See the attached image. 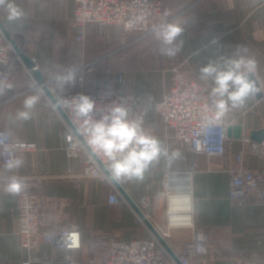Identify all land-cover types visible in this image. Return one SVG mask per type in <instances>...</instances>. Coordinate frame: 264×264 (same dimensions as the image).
<instances>
[{"label":"crops","instance_id":"obj_1","mask_svg":"<svg viewBox=\"0 0 264 264\" xmlns=\"http://www.w3.org/2000/svg\"><path fill=\"white\" fill-rule=\"evenodd\" d=\"M162 1L168 23L179 22L184 29L178 38L183 45L174 56L162 55L154 36L134 44L138 34L95 23L86 26L85 40H76L75 0H14L24 16L9 22L6 7H0V20L20 44H25L24 35H28L30 49L48 78L82 61L94 62L83 87L76 81L64 87L58 84L60 92L128 93L143 99L144 129L159 138L169 152L180 155L171 162L161 158L145 173L143 181L118 183L135 201L142 196L150 198L151 222L170 231V243L177 252L201 234L204 241L199 264H264V203L234 205L228 198L229 169L235 166L236 155L247 149L244 139L251 138L252 132L264 131V0ZM240 55L255 59L257 71L250 78L258 86L242 107L225 116L228 128L242 127V136L229 138L223 157L195 155L164 128L157 112L171 84L172 69L179 67L201 79L200 68L210 61ZM9 83L12 87L0 94V129L8 131L14 141L37 145V150L19 157L23 166L11 173L30 180L40 177L43 189L39 193L52 197L53 207L46 210L42 230L55 223L78 226L82 247L72 253L82 264L102 263L109 250L108 243L92 247L93 234L118 232L125 241L143 236L142 225L129 208L110 203V183L83 177L84 158L66 156L65 126L42 92L32 89L22 68L15 67ZM201 83L210 93L212 81L201 79ZM31 95L40 97L31 119L16 120V113L23 110L25 98ZM244 165L264 173V157L246 152ZM192 168L195 171L190 183L187 180L183 189L191 185L195 227L168 229L169 177L174 176V181L187 177ZM18 231L17 196L0 185V264H22L25 260H32L31 264H65V252L47 242L31 250L21 247Z\"/></svg>","mask_w":264,"mask_h":264},{"label":"built area","instance_id":"obj_2","mask_svg":"<svg viewBox=\"0 0 264 264\" xmlns=\"http://www.w3.org/2000/svg\"><path fill=\"white\" fill-rule=\"evenodd\" d=\"M76 11L74 21L78 27V40L85 36L88 23L95 22L105 26H115L125 31L137 33L141 38L154 35L153 28L161 23H168L163 15L161 0H75ZM9 32V31H8ZM10 33V32H9ZM13 40L20 51L16 50ZM21 53L25 54L30 66L26 64ZM94 62L83 63L75 68L79 84L84 81V73L93 69ZM0 80L11 79V74L16 66L22 68L33 80L35 88L39 89L47 102L61 118L66 129L65 152L68 157H84L87 177L103 178L112 186L109 201L113 205L124 204L138 218L144 230V235L135 237L130 241L122 239L118 232L99 233L91 236L92 247L108 243L109 250L102 263L90 261L85 264H196L203 236L197 234L195 239L188 241L183 246L182 252H177L170 245L165 234L155 227L148 214L151 200L142 196L137 201L126 197L122 190L109 179V175L102 168H108V161L102 152L97 151L89 143V125L84 117L78 116L75 111V102L80 95L89 97L94 102L91 114L93 120H99L107 110L114 105H122L128 110L127 118L132 121H142L144 127L146 112L140 96L133 94H62L57 90L55 79L44 80L39 83L35 74L41 72L40 62L37 57L25 50L10 33L8 37L0 26ZM44 88H47L49 97ZM56 101L61 114L54 104ZM210 103L209 91L201 83L200 78L192 72L174 68V81L170 89L159 102L157 111L160 120L172 136L182 142L185 149L195 155H205L208 158L223 157L229 142L227 135L228 124L223 120L210 127L202 126V116L205 106ZM248 147L235 157V166L229 169V199L234 205H256L264 203V174L249 170L244 165V155L248 154L264 157V144L253 141L250 137L245 139ZM37 150V145L31 142L14 141L10 133L0 129V184L5 188L9 177L14 174L4 169L5 162L10 158L20 156ZM187 177L174 181V176L169 177L168 192V228H191L194 225V210H183L172 205V197L181 194V182L187 179L190 182L192 168ZM25 187L17 194V210L19 221V243L26 249H35L40 242H47L55 249L65 252V264H82L73 256L74 251L81 249L82 237L78 226H66L60 223L52 224L47 231L42 230L46 221L45 210L53 207L50 197L42 198L39 189L41 182L37 179L31 181L25 176ZM176 183V185L174 184ZM191 186V185H190ZM192 195V188L189 187ZM152 225L165 240L166 247L151 229ZM199 245V249L198 246ZM32 260H25L22 264H31Z\"/></svg>","mask_w":264,"mask_h":264},{"label":"clouds","instance_id":"obj_3","mask_svg":"<svg viewBox=\"0 0 264 264\" xmlns=\"http://www.w3.org/2000/svg\"><path fill=\"white\" fill-rule=\"evenodd\" d=\"M0 7H6L8 13L6 19L9 22H15L24 16L23 10L14 3V0H0ZM183 31L179 22L154 26V37L160 42L159 50L162 55L174 56L180 50L183 41H179L178 38ZM256 71L255 59L244 55L210 61L200 68L201 79H210L213 85L209 93L210 103L205 106L202 116L203 127L220 123L230 110L244 105L257 91L250 78ZM56 80L61 87L74 85L75 69H66L57 75ZM11 87L6 80H0V94ZM39 99V95L26 97L23 110L16 113L15 119L19 121L31 119L32 110ZM93 109L94 102L85 95H80L75 102L76 114L84 117L89 125V143L94 149L102 152L109 162L110 180L140 182L144 180L149 168L161 158L171 162L179 157L178 151L169 152L159 138L145 130L142 121L129 120L128 110L124 106L110 107L99 120L92 119ZM23 163L21 158H10L5 162L4 169L12 172L22 167ZM24 187L23 178L12 175L4 190L10 195H17ZM197 247L199 249V245Z\"/></svg>","mask_w":264,"mask_h":264},{"label":"rangeland","instance_id":"obj_4","mask_svg":"<svg viewBox=\"0 0 264 264\" xmlns=\"http://www.w3.org/2000/svg\"><path fill=\"white\" fill-rule=\"evenodd\" d=\"M162 1V0H161ZM162 4H163V15H164V3H163V1H162ZM74 18H75V16H74ZM164 18L166 19V20H168V18H166L165 16H164ZM75 22V21H74ZM91 23H95V22H91ZM89 24V23H88ZM87 24V25H88ZM95 24H98V25H100L99 23H95ZM75 25H76V23H75ZM86 25V26H87ZM100 26H105V25H100ZM76 27H77V25H76ZM112 27H115V26H112ZM117 28H119V27H117ZM120 29H122V28H120ZM123 30V29H122ZM123 32H125L126 34H134V32H131V31H125V30H123ZM25 34V33H24ZM135 34H137V33H135ZM78 27L76 28V40H78ZM154 35H151V36H148V37H145V38H141L139 35L135 38V40L133 41V42H135L134 44H138L139 42H141V41H143L144 39H149V38H151V37H153ZM24 37H25V44H23V43H21L22 45H24V47H25V50L26 51H29L28 53H31V54H33V55H35L36 56V54H35V52H33L32 50L33 49H30V46H29V37H28V35L27 34H25L24 35ZM85 38H86V28H85V36H84V38L82 39V40H79V41H83V40H85ZM37 57V56H36ZM37 59H38V57H37ZM38 61H39V59H38ZM40 62V61H39ZM83 63H88V61H82L81 63H78V64H76L75 66H73V67H70V68H73V69H75V68H77V67H79L81 64H83ZM40 67H41V64H40ZM176 68V67H175ZM179 68V67H178ZM15 69V68H14ZM14 69H13V71H14ZM68 69V68H67ZM179 69H181V68H179ZM182 70V69H181ZM13 71H12V73H13ZM65 70H63V71H61L59 74H62L63 72H64ZM25 72V71H24ZM41 74H42V76H43V78H44V80H49V79H52V78H54L55 79V77H57V76H55V77H52V78H48L47 76H45V74L43 73V70H42V67H41ZM90 72H92V70H90V71H87V72H85L84 73V81H83V83L82 84H79L78 83V80H77V77H78V75H77V73H76V84L78 85V86H80V87H83L84 86V83H85V79H86V75H87V73H90ZM26 73V72H25ZM12 75V74H11ZM26 75L29 77V79L31 80V85H32V89L33 90H38L39 91V89H37V88H35V86H34V82H33V80L30 78V76L26 73ZM197 75V74H196ZM198 76V75H197ZM120 77H121V75H120ZM201 80V79H200ZM173 81H174V68L172 69V81H171V84L169 85V87H168V89H167V91L170 89V87H171V85L173 84ZM9 83V82H8ZM55 85H56V88H57V90H59V87H58V82L56 81L55 82ZM166 91V92H167ZM60 92V91H59ZM166 92H165V94H166ZM60 93H62V92H60ZM62 94H75V95H77V94H107V93H88V92H83V91H81L80 93H71V92H69V93H62ZM164 94V95H165ZM15 97V96H14ZM164 98V97H163ZM163 100V99H162ZM161 100V101H162ZM142 101H143V99H142ZM160 101V102H161ZM159 104V103H158ZM52 109H53V107H51ZM54 110V109H53ZM55 111V110H54ZM56 112V111H55ZM158 112V111H157ZM57 114V113H56ZM159 115V114H158ZM11 135V134H10ZM65 141H66V134H65ZM65 146H66V142H65ZM65 146H64V150H65ZM66 153V152H65ZM66 156H67V154H66ZM68 157V156H67ZM69 158H71V157H69ZM76 158H78V157H76ZM82 158H84V157H82ZM85 160V159H84ZM109 163V162H108ZM85 166H86V163H85ZM85 166H84V170H85ZM11 174H14V173H11ZM264 174V173H263ZM14 175H18V174H14ZM20 176H22V175H20ZM26 177V176H25ZM83 177H87V176H85L84 175V171H83ZM87 178H94V177H87ZM39 180L40 182H41V184H42V188L41 189H39V191L38 192H41L42 191V189H43V182H42V180H41V178L40 177H35L34 178V180H31V181H36V180ZM103 179V178H102ZM30 180V179H29ZM108 181V180H107ZM109 182V181H108ZM110 183V182H109ZM230 183V182H229ZM1 185V184H0ZM2 186V185H1ZM110 186H111V184H110ZM3 187V186H2ZM4 188V187H3ZM111 189H112V186H111ZM112 192V191H111ZM168 192H169V190L167 191V203H168ZM17 196V195H16ZM40 196H41V194H40ZM42 198H45V197H43V196H41ZM47 197V196H46ZM110 197V196H109ZM50 198H52V197H50ZM228 198H229V195H228ZM230 200V199H229ZM231 202V201H230ZM122 205H124V204H122ZM125 206V205H124ZM45 212V214H46V210L44 211ZM44 225V224H43ZM43 225H42V227H43ZM168 228V227H167ZM169 229V228H168ZM172 229V228H171ZM160 231H161V233L162 234H165L166 236L168 235V237H166V240H167V242L171 245V243H170V235H171V233H170V231L169 230H167V229H159ZM188 242V241H187ZM186 242V243H187ZM41 243V242H40ZM185 243V244H186ZM182 252V251H181ZM195 263L196 264H199L198 263V258H196L195 259Z\"/></svg>","mask_w":264,"mask_h":264},{"label":"water","instance_id":"obj_5","mask_svg":"<svg viewBox=\"0 0 264 264\" xmlns=\"http://www.w3.org/2000/svg\"><path fill=\"white\" fill-rule=\"evenodd\" d=\"M0 26L4 29V33L8 36V37H10V33L8 32V30L4 27V25H3V23H2V21L0 20ZM13 44H14V46H15V48H16V50H18V51H20V48H19V46L17 45V43L13 40V42H12ZM21 55H22V57H23V59H24V61L26 62V64L28 65V66H30V61H29V59H28V57L25 55V54H23V53H21ZM35 77H36V79H37V81L39 82V83H43L44 82V78H43V76H42V74L40 73V72H38V73H36L35 74ZM252 80V79H251ZM255 84V83H254ZM255 87H256V89L258 88V86L255 84ZM44 91L46 92V94L49 96V97H51V95H50V93H49V91H48V89L47 88H44ZM260 95V94H259ZM52 98V97H51ZM54 104L56 105V107L59 109V106L57 105V103H56V101H54ZM59 111L61 112V114L65 117V115H64V113L59 109ZM234 130V134H232V131ZM227 135H228V137L230 138V137H234V138H241V136H242V127L240 126V125H238V126H236V127H234V128H228L227 129ZM251 139L252 140H254L255 142H258V143H260V142H262L263 140H264V131H258V132H252V134H251ZM102 166V168L105 170V172L110 176V172H109V170H108V168H106L103 164L101 165ZM121 190H122V188L120 187V185H119V183L117 182V181H115V180H112ZM122 192H123V194L126 196V197H128L125 193H124V191L122 190ZM150 227H151V229L153 230V232L156 234V236L161 240V242L166 246V247H168V245H167V243L165 242V240H163V238L160 236V234L158 233V231L156 230V228H154L152 225H150Z\"/></svg>","mask_w":264,"mask_h":264},{"label":"bare ground","instance_id":"obj_6","mask_svg":"<svg viewBox=\"0 0 264 264\" xmlns=\"http://www.w3.org/2000/svg\"><path fill=\"white\" fill-rule=\"evenodd\" d=\"M186 181H187V179H183L184 183H183V185L180 186L182 188L181 194H184V195H179V194L173 195L172 205H174V207L178 206L181 209L187 211L192 207V197H191L192 195L189 192V187H191L190 184L188 186V189H183V186L185 185ZM186 188H187V186H186ZM176 195H179V196H176Z\"/></svg>","mask_w":264,"mask_h":264}]
</instances>
